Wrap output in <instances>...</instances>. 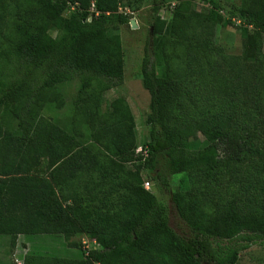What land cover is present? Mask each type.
Returning a JSON list of instances; mask_svg holds the SVG:
<instances>
[{
  "label": "trees",
  "instance_id": "1",
  "mask_svg": "<svg viewBox=\"0 0 264 264\" xmlns=\"http://www.w3.org/2000/svg\"><path fill=\"white\" fill-rule=\"evenodd\" d=\"M25 1L36 3L40 14L17 21L10 42L0 44V235L11 237L14 245L19 235L87 234L101 248L90 250L82 261L27 256L22 264H236L239 249L222 247L221 242L240 239L246 249L264 239V177L261 201L240 211L228 205L210 217L198 211L192 198L172 193V207L185 226L180 231L170 225L167 206L138 177L146 169L168 191V178L184 168L203 166L213 175L222 166L264 158L254 135L233 129L230 118L221 114L201 117L208 144L202 150L188 149L186 139L196 136L193 125L182 121L179 128L174 118L181 109L183 85L178 78L157 73L169 61L167 48L191 43L188 27L159 15L170 0L152 1L153 49L141 64L142 86L150 95L149 140L143 145L148 156L136 154L134 118L123 100L112 103L111 117L95 120L98 114H78L85 127L102 136V163L82 144L80 127L73 123L64 128L42 111L51 101L64 105L57 90L63 83L77 80L85 102H93V91L103 93L122 83L119 29L130 25L128 15L120 12L119 0ZM191 1L219 8L217 0ZM254 1L253 12L244 9L238 17L264 35V0ZM104 160L139 162L134 182L126 181L129 196L122 213L91 206L83 194L62 196L76 175L92 165L105 179ZM260 170L264 175V166ZM74 191L79 193L78 188Z\"/></svg>",
  "mask_w": 264,
  "mask_h": 264
},
{
  "label": "rangeland",
  "instance_id": "2",
  "mask_svg": "<svg viewBox=\"0 0 264 264\" xmlns=\"http://www.w3.org/2000/svg\"><path fill=\"white\" fill-rule=\"evenodd\" d=\"M119 1L120 12L132 15L136 21L135 28L122 25L119 29L124 62L122 83L103 93L93 91L90 94L93 102L80 99L81 87L77 80L63 83L57 90L61 92L64 105L58 107L57 102L51 101L42 111L45 118L64 128H71L73 123L80 127L82 144L92 155L100 157L99 163L104 159L98 152L104 143L102 136L85 127L78 114H98L95 120L111 117L114 115L112 103L121 99L129 106L134 118L136 148H143L149 140L150 95L142 86L141 64L146 52L153 49V0ZM186 3L189 5L183 9ZM217 3L219 8L213 9L191 0H170L160 10L163 20L168 23L176 20L177 24L181 21L180 24L188 27L191 43L167 48L169 61L165 66H158L157 73L178 78L183 85L181 109L175 110L174 118L179 128L182 121L193 125L196 136L186 139L189 150H202L208 144L201 117L221 114L230 118L229 125L233 129L253 134L255 146L264 151V35H257L238 17L244 9L251 14L256 3L254 0H217ZM40 11L34 2H0V44L10 42L17 21L35 18ZM174 14H178V18H174ZM103 163L108 168L105 179L99 176L96 164L92 165L88 172L76 175L62 196L76 198L83 194L86 195L84 202L91 206L111 214L122 213L124 200L129 196L126 181L134 182L135 166L139 162L119 165L104 160ZM262 166L264 158L256 157L245 164L222 166L213 175L203 166L187 167L168 178V191L162 189L159 180L146 169H142L138 177L150 183L151 193L169 210L170 225L180 231L185 226L172 207V193L179 192L186 199L192 198L198 211L209 217L228 205L240 211L261 201ZM102 180H105L103 184ZM86 187L88 191L82 192ZM77 188L79 193L76 194L74 189ZM245 244L240 239L221 242L222 247L239 249L236 264H264V239L243 249ZM100 248L87 234L19 235L14 245L11 237L0 235V264H22L27 256L82 261L90 250Z\"/></svg>",
  "mask_w": 264,
  "mask_h": 264
},
{
  "label": "built area",
  "instance_id": "3",
  "mask_svg": "<svg viewBox=\"0 0 264 264\" xmlns=\"http://www.w3.org/2000/svg\"><path fill=\"white\" fill-rule=\"evenodd\" d=\"M92 7H93V4H92ZM96 15H97V13H96ZM136 154L142 156L143 158H146L148 156L147 151L144 149V147L143 148H137ZM144 189L151 192L149 182H144Z\"/></svg>",
  "mask_w": 264,
  "mask_h": 264
},
{
  "label": "water",
  "instance_id": "4",
  "mask_svg": "<svg viewBox=\"0 0 264 264\" xmlns=\"http://www.w3.org/2000/svg\"><path fill=\"white\" fill-rule=\"evenodd\" d=\"M128 19L130 20V26H132V28H135L136 27V21L133 19V16L129 15Z\"/></svg>",
  "mask_w": 264,
  "mask_h": 264
},
{
  "label": "crops",
  "instance_id": "5",
  "mask_svg": "<svg viewBox=\"0 0 264 264\" xmlns=\"http://www.w3.org/2000/svg\"><path fill=\"white\" fill-rule=\"evenodd\" d=\"M70 203V201L68 200V204Z\"/></svg>",
  "mask_w": 264,
  "mask_h": 264
}]
</instances>
